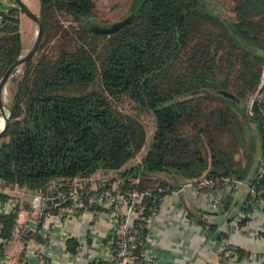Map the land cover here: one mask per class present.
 <instances>
[{"label":"trees","instance_id":"obj_1","mask_svg":"<svg viewBox=\"0 0 264 264\" xmlns=\"http://www.w3.org/2000/svg\"><path fill=\"white\" fill-rule=\"evenodd\" d=\"M93 9V0H39L43 39L55 26L62 38L54 47L42 42L9 79L0 181L45 194L52 182L67 191L74 178L101 170L138 179V188L169 185L155 173L171 181L250 175L249 184L264 188L252 157L257 145L264 162V122L247 106L264 78V0H233L230 16L214 0H134L127 21L107 32L97 30ZM21 13L14 6L0 21V78L21 55ZM59 14L76 27L64 28ZM97 76L102 92L69 93ZM107 95L127 96L154 118L137 164L125 167L145 146V127ZM206 99L216 107L205 109ZM228 132L236 140L224 143ZM237 147L247 149L244 168L234 158ZM0 220L8 241L16 215ZM76 244L67 241L71 252Z\"/></svg>","mask_w":264,"mask_h":264},{"label":"crops","instance_id":"obj_2","mask_svg":"<svg viewBox=\"0 0 264 264\" xmlns=\"http://www.w3.org/2000/svg\"><path fill=\"white\" fill-rule=\"evenodd\" d=\"M27 5L30 8V4ZM248 123V129L256 131L254 123ZM238 149L242 152V162L237 161L239 167L244 168L247 149L237 147L236 151ZM252 157L254 167L258 162L260 167L257 145ZM151 176L169 180L173 188L161 198L157 216L149 227V252L155 264H217L223 242L232 245L239 256L234 264H264V238L260 235L264 232V195L254 211L246 210L250 175L243 181L236 180L233 193L221 189L211 194L197 191L192 180L181 176L174 177L172 181L159 173ZM7 191L8 195L24 200L25 211L19 219V224L23 226L20 239L0 243L3 244L0 264H85L102 250L106 238L111 234L105 214L96 219L77 217L67 226L54 229L48 251L40 256L44 244L41 214L30 212L34 193L19 188L15 190V187H7ZM239 212L245 217L234 224L233 216ZM241 221L242 224H239ZM66 235L74 236L79 241V263L73 261L67 241L63 240Z\"/></svg>","mask_w":264,"mask_h":264},{"label":"built area","instance_id":"obj_3","mask_svg":"<svg viewBox=\"0 0 264 264\" xmlns=\"http://www.w3.org/2000/svg\"><path fill=\"white\" fill-rule=\"evenodd\" d=\"M17 6L15 0H0V21L2 15ZM249 112L255 109L264 122V78L258 89L250 97ZM264 177V162L258 169L257 181ZM138 179H131L110 174L109 177L74 178L67 191L55 187L52 182L45 194L40 192L32 196L30 212L41 214V228L44 244L40 256H44L50 247V237L57 226H67L74 218H99L107 216L108 229L111 234L106 238L102 250L96 252L85 264H155L149 252L151 240L149 227L158 213L161 198L173 188L169 185H155L138 188ZM197 191L211 194L221 189L233 193L237 182L230 176L200 177L192 179ZM248 198L245 208L254 211L257 203L264 195V188L259 185H248ZM15 190L18 187L15 186ZM7 186L0 181V214H15L16 225L9 240L20 239L23 226L19 224L21 214L25 211L24 200L19 196L7 194ZM36 214V215H37ZM241 212L233 216L232 222L237 224L242 217ZM3 223L0 220V243ZM64 241H75L76 248L71 252L75 263L80 262L78 254L79 241L74 236H64ZM235 248L223 242L217 264H234L237 260Z\"/></svg>","mask_w":264,"mask_h":264},{"label":"rangeland","instance_id":"obj_4","mask_svg":"<svg viewBox=\"0 0 264 264\" xmlns=\"http://www.w3.org/2000/svg\"><path fill=\"white\" fill-rule=\"evenodd\" d=\"M23 1L26 2L27 4H30V10L33 13L39 15V0H23ZM93 1H94V9L92 13V19L95 21V23L97 24L96 26L98 28H108L109 26H112L120 22L121 20H123L125 17H127V15L129 14L133 6L134 0H93ZM214 1L217 2L219 9L224 16L231 15L230 8L232 6L233 0H214ZM58 20L63 24V26H65L64 28L68 29V31L76 27V25L71 21V19L64 15L59 14ZM55 27L49 32L47 36H45L44 39L42 37L43 41L41 39L40 44L43 42L44 46L48 48L50 47V45L54 47L56 44L59 43V41L62 38V35L60 32H58L59 29ZM37 29H38L37 23L31 20L25 14L21 13L20 34H21V42H22V51H21L20 57L23 56L32 47L36 39ZM20 74H21V67L19 66L13 71L10 78L12 76L17 78ZM9 79L5 85V93L3 94V97H2V104H3L5 116L9 114V101H10V95L8 92ZM91 90L98 91V92L103 91L100 85L98 76L96 77V79L94 80L92 84L88 86H84V87L82 86L79 88L71 89L69 90V93L80 94V93L89 92ZM107 97L114 107H116L118 110H120L123 113L135 116L142 122V124L145 127V130L147 133L146 144L143 147V149L135 155L133 159H131L130 161L126 163L125 167L137 164L143 157L146 151L147 145L151 140L152 133L155 128L154 118L150 111L143 109L136 102H134L132 99H130L127 96L113 97V96L107 95ZM247 102L250 105V98ZM216 105H217L216 101L212 99L210 100L206 99L204 102L205 109L214 108L216 107ZM1 116L2 115L0 113V119L3 117ZM247 124L249 126V123ZM246 131L248 134V130ZM223 140H224V143L234 142V140H236V137L234 133L228 132L226 135L223 136ZM241 153H242L241 150L238 149L236 153L234 154L235 159L238 160L239 163L242 162ZM114 173L115 172L106 173L104 171L99 170L94 175H92V178L109 177L110 174H114ZM31 200H32V197H31Z\"/></svg>","mask_w":264,"mask_h":264},{"label":"water","instance_id":"obj_5","mask_svg":"<svg viewBox=\"0 0 264 264\" xmlns=\"http://www.w3.org/2000/svg\"><path fill=\"white\" fill-rule=\"evenodd\" d=\"M17 3L18 8L21 10V12L23 14H25L26 16H28L31 20H33L34 22L37 23L38 25V29L36 32V39L32 45V47L21 57L17 58L4 72V74L1 76L0 78V113L3 116V125L2 128L0 130V137L5 133L9 120H10V113L5 116V112H4V108H3V104H2V97L3 94L5 93V85L8 81V79L10 78V76L12 75L13 71L19 67L21 64H23L26 60H28L29 58H31L36 52L37 49L40 45L41 39H42V35H43V27H42V21H41V17L40 15H37L35 13H33L30 8L28 7L27 3L24 2L23 0H15ZM128 18H125L124 20H121L120 22L112 25V27L114 26H118L121 23H124L127 21ZM100 32H107L109 31L108 28H99L97 29ZM42 215H40V219L42 220ZM1 264H4V262H2Z\"/></svg>","mask_w":264,"mask_h":264},{"label":"bare ground","instance_id":"obj_6","mask_svg":"<svg viewBox=\"0 0 264 264\" xmlns=\"http://www.w3.org/2000/svg\"><path fill=\"white\" fill-rule=\"evenodd\" d=\"M1 117H2V116H1ZM3 122H4V120H3V118H1V119H0V129L2 128Z\"/></svg>","mask_w":264,"mask_h":264}]
</instances>
